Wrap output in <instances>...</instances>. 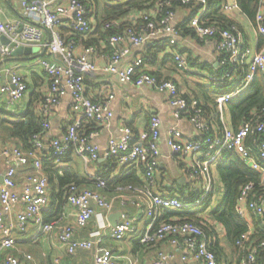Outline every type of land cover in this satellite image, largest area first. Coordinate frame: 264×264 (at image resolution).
Listing matches in <instances>:
<instances>
[{"label": "built area", "instance_id": "built-area-1", "mask_svg": "<svg viewBox=\"0 0 264 264\" xmlns=\"http://www.w3.org/2000/svg\"><path fill=\"white\" fill-rule=\"evenodd\" d=\"M197 5L199 10L189 19L187 28L200 41H213L219 58L212 73L203 77L196 71L190 70L187 56L176 52L177 41L181 36L179 22L176 20L177 10L174 4ZM158 11H147L143 15L144 26L138 29L111 35L107 39L109 52L97 49L92 45L80 46L72 39L62 36L59 31L60 19L71 16L69 28L75 35H84L92 31L91 13L82 0H37L22 3V11L27 22L0 23V35L7 37L10 42L25 44L32 47L43 46V31L47 33L44 47L52 56L59 58V64L51 65L41 62L45 75L49 78L47 95L37 107L41 118V131L31 136V150L22 151L17 147L2 148L0 154L8 158L6 169L0 184V264H25L11 254L15 245L14 234L23 231L26 223L32 222L41 226L44 233L58 230L57 240L69 255L78 252H92V261L82 264H117L118 256L106 248L104 231L114 241H122L127 235L136 232L134 219L128 214L121 213L115 226L106 222L107 216L113 211V202L107 200L97 191L81 190L72 185L67 190L66 202L74 211L76 226L85 229L95 217L96 229L91 231L86 240L75 239V231L69 226H58L61 216L49 223L43 221V211L49 204V180L42 172L43 151H50L52 164L63 169V160L72 152L84 165L95 163L100 159L107 160L115 157L118 166L137 169L143 180L141 187L127 185L118 186L114 193L121 207L131 204L137 209L142 206V198L146 200V207L141 209L145 218L144 230L138 235L137 242L141 245L158 246L156 257L148 264H217L216 256L210 249L213 238L205 235L203 230L187 221H160L164 212L186 213L197 212L205 205H210L213 197L214 183L211 169L216 166L225 153H232L251 170L264 176V106L260 109V116L254 121L243 123L233 130L228 125L225 116L227 105L242 95L254 80L257 72L264 77V0H259L256 14V29L263 38V45L258 51H251L246 46L243 34L234 25L227 29H219L203 21L207 13L206 0H165L158 4ZM165 8L161 19L156 20V12ZM223 13H229L237 6L224 4ZM38 23L39 25L35 24ZM115 24L107 23L103 30H108ZM164 41L171 52L170 56L177 71L182 74L199 75L201 85L212 88L225 87L223 93L215 96V116L219 127L214 128L209 121H205L199 102L196 99L184 98L174 81L167 78L158 79L150 74L152 64L147 63L150 47L154 42ZM129 43L138 50L137 56L126 61L129 50L125 49ZM78 47H81L78 50ZM8 46L0 47V56L7 58L12 53ZM97 55L103 58L99 66L94 60ZM246 68L242 79H237V71ZM103 73L115 77L120 85H130L140 89L149 87L166 97L168 105L173 109V117L177 123L187 122L196 131L193 139L185 138L177 129L172 128L166 136V147L171 155L188 158V166L183 169V178L189 184L198 183L195 196L190 197L184 192L179 196H164L154 193L157 185L159 161L161 155L158 147L161 119L157 114H151L147 129L134 135L132 130L123 125L120 129L119 140L109 138L106 151L101 154L94 143L102 128L109 125L113 113L109 109V102L113 99L109 95L103 102L92 101L86 96L85 75ZM2 71H0L1 77ZM8 85L1 87L0 92L7 96V103L15 105L23 98L26 84L23 77L14 70H5ZM69 96L71 111L78 118L67 126L57 138L48 142L44 134L49 128L48 118L50 110L57 106L61 99ZM91 123L93 127L86 128ZM33 168V173L26 177L22 191L16 192L15 174L18 168ZM96 182L97 189H104L107 180L99 176L91 177ZM253 185L243 186L238 197L237 213L243 216V204L254 215L264 216V196H248ZM194 192V191H191ZM183 193V194H182ZM21 207L14 219L9 218L15 207ZM95 208L99 213H95ZM249 234H243L237 246H243L249 240ZM264 246V242L257 245L240 264H253L256 252ZM25 256V261H31ZM129 264H137L129 260Z\"/></svg>", "mask_w": 264, "mask_h": 264}, {"label": "crops", "instance_id": "crops-1", "mask_svg": "<svg viewBox=\"0 0 264 264\" xmlns=\"http://www.w3.org/2000/svg\"><path fill=\"white\" fill-rule=\"evenodd\" d=\"M24 1L34 2L37 0H0V23H18L22 26L27 22H30L29 19L25 18L22 11V3ZM233 3V0L224 1V4ZM97 8L98 6H94L93 10H95V13H91L94 24L97 19L96 17H98ZM176 10V20L179 23L183 22L190 15V9L178 7ZM226 15L234 22V26H236L243 34L246 46H248L253 52L258 51L262 45H260L256 25L251 23L238 8L226 13ZM71 20L72 18L70 15L63 17L60 19V24L58 26L62 36L67 39H72L75 36L69 28ZM35 24L39 25L38 23ZM6 38L7 37H2L0 35V47L8 46L5 40ZM46 42L47 33L43 31V46L32 47L25 44H19L18 46H23L30 51L21 56H13L12 53L7 58H2L0 56V71H2L0 88L8 85L9 78L4 74V71L7 69L14 70L20 74L27 87L23 98L17 101L13 106L8 105L6 94L0 92V150L3 147H17L14 140L8 138L3 129H5L10 123L22 119L23 114L27 110L32 94L38 92L42 96L41 99L47 95L48 81L41 67V62L46 61L51 65H56L59 64L60 61L58 57L52 56L48 53L44 47ZM77 44L79 46L81 45L80 42H77ZM124 47L129 50V54L126 55L127 62L137 56L138 50L133 48L129 43H125ZM177 48L193 60L194 64H191L192 66L189 64L190 70L196 71L201 77L212 73L216 68L219 53L216 51V46L213 41H200L194 35H183L181 33V36L177 41ZM80 49L81 47H78V50ZM170 52L171 50L168 47H165L163 52H160L157 55L155 62L152 63L151 71L158 73L161 78H167L174 81L180 94L188 96V99H196L191 93H199L198 86L206 87L207 85L199 84V82H201L200 79L204 81L199 75L179 73L173 64L172 59L165 57V55L170 56ZM94 60L99 66L104 62L103 58L99 55L94 57ZM84 86L86 96L92 101L103 102L109 95H112L113 97L109 102V109L113 113V119L107 127L100 130L99 135L94 140V143L99 147L101 154L106 151L109 138L115 140L120 139V129L123 125H127L132 130L133 134L137 135L148 126V117L152 113L157 114L161 119L160 136L158 139L161 159L159 161L157 185L154 189V193L171 197L173 195L179 196V193L181 192L190 194L191 191L195 192L198 189L199 185L194 187L185 182V180L182 182L184 175L183 169L188 166L183 165V160L189 161V159L177 155H171L166 147V136L168 131L172 128L179 130L184 137L188 139L195 138L197 133L187 122L184 121L177 123V121H175L173 117V109L168 105L166 97L163 94H160L155 89L149 87L137 89L130 85H120L115 77L100 72L85 75ZM70 105V97L65 96L57 106L50 110L48 118L49 128L44 134L45 141L48 142L51 139L59 137L67 126L72 124L76 118H78V116L71 111ZM37 112L39 113L38 109ZM227 114L229 118L227 123L228 125H231L228 108ZM85 127L90 128L88 125ZM17 148L24 151L20 147ZM7 161L8 158L0 154L1 179L6 169ZM63 161V169L72 168L76 170L82 178L89 181L80 185L79 188L81 190L86 189L97 191L107 200L113 202V211L107 216L106 222H108V218L114 214L126 213L134 219L136 226V232L129 235H137V237L140 235L145 226V218L143 217L141 209L146 207V200L142 198L143 204L140 209L135 208L131 204H127V206L123 208L116 199V194L114 192H105L102 189H97L92 186L93 180L91 177L98 176L99 173L104 171V159L84 165L74 154L68 153ZM211 170L214 183L213 196H216L214 204L210 205V208L213 209L218 205L223 194L221 183L215 173V166H213ZM118 171L119 169L112 173L111 176L116 177ZM32 173L33 168L31 165L17 169L15 174L16 192L20 193L22 191V186L26 181V177ZM262 180L264 184V176H262ZM197 184L198 183H196V185ZM181 186L184 187L181 188ZM21 210L22 208L20 206L13 208L9 218L14 219ZM57 210L58 208L55 204V199H52V196L49 194V204L43 211V221L49 223L61 216L62 218L59 221L58 226H69L73 228L75 231V239L86 240L89 238L91 231L96 229L95 217L85 229L78 228L75 223L74 211L66 201L59 209L58 217L53 220L50 214L58 212ZM243 210V216L241 217L247 221L249 227L252 228L249 222L250 213L252 212L247 209L246 203L243 204ZM95 213H99V210L96 208ZM200 217H202V215ZM117 221H119V219ZM57 235L58 230H54L51 233H44L41 226L28 222L23 231L14 234L15 245L11 250V254L25 264H82L83 262L92 261V252H78L75 255H69L66 249L58 242ZM104 235L105 241L103 245L110 249L114 255L118 256L119 259L117 260V264H129V260L135 261L137 264L151 263L156 257L159 248L158 246H152L147 249L139 248L135 251L134 246L137 242V237L130 241L131 245H129V239H126L129 235H127L122 241H114L110 239L107 230L104 231ZM218 236L221 240V243L219 244L226 250L228 257H230L229 248L226 241L223 239V230L220 228H218ZM127 240L128 242H126ZM25 256H30L32 260L25 261Z\"/></svg>", "mask_w": 264, "mask_h": 264}, {"label": "trees", "instance_id": "trees-1", "mask_svg": "<svg viewBox=\"0 0 264 264\" xmlns=\"http://www.w3.org/2000/svg\"><path fill=\"white\" fill-rule=\"evenodd\" d=\"M88 7L90 13H95L94 6H98V17H96L95 24L92 25V31L84 35L74 36L76 42L83 45H92L97 49H103L104 52H109L107 39L111 35L121 33L126 29H138L141 25H145L143 15L147 11L159 9L158 4L165 0H82ZM207 13L203 17V21L208 25H214L219 29H227L234 25V22L222 12V6L225 0H206ZM234 4L240 12L254 25L258 10L259 0H233ZM101 4V6H100ZM190 9V15L187 19L179 24L181 33L183 35H194L193 32L187 28V23L190 18L195 16L199 10L197 5H182L174 4V9L177 8ZM93 10V11H92ZM165 8L156 12L155 18L159 20L164 15ZM115 24L108 30H103L105 24ZM260 45H263V38L259 35ZM166 44L164 41L154 42L150 47L147 63L155 62L157 55L163 52ZM176 52L182 53L177 46L174 47ZM166 58H171L165 55ZM190 66L194 64L193 60L187 56ZM246 68H241L237 72V79H242ZM153 76L161 79L158 73L150 72ZM47 77V76H46ZM49 84V78L47 77ZM199 93L193 92L192 96L199 102V107L202 111V116L205 121H209L214 128L219 127L218 118L215 116V96L223 93L225 87L212 88L198 86ZM182 95V94H181ZM184 98H189L182 95ZM38 92L32 94L27 110L20 121L10 123L5 127L7 137L13 139L17 147L24 151L31 150V136L41 131V118L37 112V106L40 105L43 98ZM264 106V77L260 72H257L254 80L248 86V89L227 105L231 119V127L233 130L238 129L243 123L247 121H254L260 116V109ZM150 117V116H149ZM148 117V120H149ZM88 127H93L91 123H87ZM88 129V128H87ZM147 129V127H146ZM264 139V137H263ZM70 154H73L70 152ZM42 156V171L49 180V194L52 199H55V204L58 212L50 214L52 219H56L59 214V209L65 203L67 198V190L70 186L76 185L80 187L88 180L82 178L78 172L72 168L58 169L52 164V156L50 151H43ZM104 171L99 173L101 179L107 180V186L102 189L105 192H114L118 186L125 187L133 185L141 187L143 180L138 174L137 169L127 166H118L117 159L110 157L104 162ZM117 169L118 175L112 177L111 174ZM215 173L217 174L222 187V198L218 205L213 208L208 215L198 216V212L186 213H170L164 212L160 221H187L199 226L205 235L213 238L210 249L216 256L217 264H240L241 261L261 242H264V216L259 217L250 213L249 222L252 228L249 227L248 222L240 217L237 213L238 197L244 185L251 183L253 190L248 196V201H251L253 196H264V184L261 173L248 168L238 156L232 153H225L222 160L215 166ZM92 186L96 187V182L92 181ZM184 186H181L183 188ZM214 192V191H213ZM183 194V193H182ZM190 197L195 196V192L189 194ZM181 199V196H179ZM218 228L223 230L224 240L229 248L230 257L226 250L219 244L221 240L218 236ZM249 234V240L243 246H237V242L243 234ZM151 245H141L135 243L134 250L139 248L147 249ZM253 264H264V246L259 248L256 252L255 262Z\"/></svg>", "mask_w": 264, "mask_h": 264}, {"label": "water", "instance_id": "water-1", "mask_svg": "<svg viewBox=\"0 0 264 264\" xmlns=\"http://www.w3.org/2000/svg\"><path fill=\"white\" fill-rule=\"evenodd\" d=\"M2 37H5L3 35H1ZM4 39V38H3ZM6 42H7V45H9L10 48L13 49L12 51V55L13 56H21L23 55L24 53H28L30 50L29 49H26L25 47L23 46H17L16 43L14 42H10V40L8 38L5 39ZM6 45V44H5ZM2 179L0 178V184H1V181ZM184 178H182V182H183ZM120 217V213H117V214H114L112 216H110L108 218V222L110 224V226H115L116 224V221L119 219Z\"/></svg>", "mask_w": 264, "mask_h": 264}, {"label": "rangeland", "instance_id": "rangeland-1", "mask_svg": "<svg viewBox=\"0 0 264 264\" xmlns=\"http://www.w3.org/2000/svg\"><path fill=\"white\" fill-rule=\"evenodd\" d=\"M225 116H226V121L228 122V114H227V108L225 109ZM183 165L187 166L188 165V161L187 160H183ZM193 185L194 187H197L199 184H191ZM216 199V196H213L212 197V200L210 202V205L214 204V201ZM208 206V205H205L203 208L199 209L197 212H198V216H206L208 215V213L211 211L212 208H210L211 206ZM137 237V235H129L126 239H129V242L128 240L126 242H128L129 245H131L130 241L134 240L135 238Z\"/></svg>", "mask_w": 264, "mask_h": 264}]
</instances>
